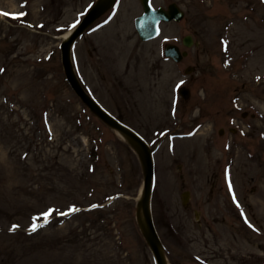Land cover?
Returning <instances> with one entry per match:
<instances>
[{"label":"rangeland","instance_id":"obj_1","mask_svg":"<svg viewBox=\"0 0 264 264\" xmlns=\"http://www.w3.org/2000/svg\"><path fill=\"white\" fill-rule=\"evenodd\" d=\"M97 1L0 0V264H153L137 217L142 155L82 104L61 63L62 35ZM171 3L183 20L142 42L139 0H115L72 66L152 151L166 262L262 264L264 0H151ZM167 44L187 56L165 59Z\"/></svg>","mask_w":264,"mask_h":264},{"label":"water","instance_id":"obj_2","mask_svg":"<svg viewBox=\"0 0 264 264\" xmlns=\"http://www.w3.org/2000/svg\"><path fill=\"white\" fill-rule=\"evenodd\" d=\"M114 0H100L83 18L75 32L69 38V40L62 45V64L64 68V73L68 83L70 84L73 91L77 96L93 111L98 117H100L105 123H107L114 130H118L121 133H124L125 137L129 139L133 144H135L141 152L142 161L145 169V177L143 183V196L140 201V208L144 215L145 221V231L144 236L149 245L151 252L154 255L155 261L157 264H165L162 252L159 247V239L156 234L154 225L152 223V218L150 214V183L153 173L152 160L150 156V151L145 146L140 138H138L132 131L128 128L112 119L110 116L106 115L103 110L98 107L91 99H89L81 86L79 85L76 77L74 76L70 58H69V48L72 42L98 17H100L113 3ZM144 13L142 16L136 19L135 26L138 32V35L141 40L147 41L154 38L158 34V24L163 22L180 21L183 17V13L177 8L176 5L172 4L168 7L167 10L162 8L153 10L150 7L149 0H140ZM183 44L186 47H190L192 39L190 36H187L183 39ZM165 55L172 58L175 61H180L183 56H186V53H180L177 47L167 46L165 49ZM181 96L184 99H187L189 93L186 89H182L180 92ZM187 193L183 194V204L187 202Z\"/></svg>","mask_w":264,"mask_h":264},{"label":"bare ground","instance_id":"obj_3","mask_svg":"<svg viewBox=\"0 0 264 264\" xmlns=\"http://www.w3.org/2000/svg\"><path fill=\"white\" fill-rule=\"evenodd\" d=\"M72 31H73V27H71L68 31H66V32L62 35L61 39H62V40H67V38L69 37V35L71 34ZM114 132H115L119 137H121L123 140H125V141L127 140L126 137H125V135H124V133H121V132H119L118 130H114ZM142 190H143V185H142V187L140 188V190H139V192H138V200L142 199V196H143V194H142V192H141ZM137 217H138V222H139V225H140L141 229L145 231L144 215H143L142 210H141L140 207H139L138 212H137ZM166 264H169V263H166Z\"/></svg>","mask_w":264,"mask_h":264},{"label":"snow or ice","instance_id":"obj_4","mask_svg":"<svg viewBox=\"0 0 264 264\" xmlns=\"http://www.w3.org/2000/svg\"><path fill=\"white\" fill-rule=\"evenodd\" d=\"M4 15H8L6 13H4ZM12 18L16 19V18H19L18 16H13ZM230 187V190H231V185L229 186ZM51 215V212H48V213H45L44 214V221L45 223L47 222L48 220V217ZM16 226L14 225L13 228H15ZM36 230V223L35 221H33V225H32V228H31V231H35Z\"/></svg>","mask_w":264,"mask_h":264}]
</instances>
